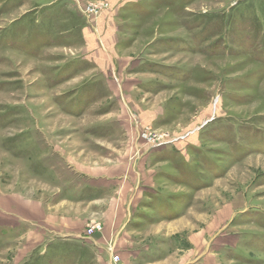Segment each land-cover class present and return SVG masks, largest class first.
<instances>
[{
	"label": "rangeland",
	"instance_id": "1",
	"mask_svg": "<svg viewBox=\"0 0 264 264\" xmlns=\"http://www.w3.org/2000/svg\"><path fill=\"white\" fill-rule=\"evenodd\" d=\"M0 264H264V0H0Z\"/></svg>",
	"mask_w": 264,
	"mask_h": 264
},
{
	"label": "built area",
	"instance_id": "2",
	"mask_svg": "<svg viewBox=\"0 0 264 264\" xmlns=\"http://www.w3.org/2000/svg\"><path fill=\"white\" fill-rule=\"evenodd\" d=\"M105 7H107V4L99 2V3H96V4H89L85 11L87 12V14H93V13L98 12V10L104 9ZM143 136L145 138H147V140H149L150 143L155 142V139H154L155 137L154 136L151 137L150 133L149 134H145ZM99 228L100 227H99L98 224H94V225H92L90 227L88 233L91 234V233H93V231L98 230ZM117 261H118V257H114L113 258V262L116 263Z\"/></svg>",
	"mask_w": 264,
	"mask_h": 264
}]
</instances>
